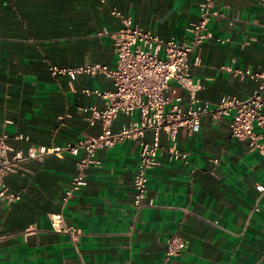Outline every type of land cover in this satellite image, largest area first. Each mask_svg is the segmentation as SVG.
<instances>
[{
    "label": "crops",
    "instance_id": "obj_1",
    "mask_svg": "<svg viewBox=\"0 0 264 264\" xmlns=\"http://www.w3.org/2000/svg\"><path fill=\"white\" fill-rule=\"evenodd\" d=\"M201 1L0 0V136H7L9 155L100 134L97 122L85 120L90 114L85 110L105 107L107 100L94 91L111 92L112 81L101 74L52 76L50 66L113 68L111 41L97 32L121 29L124 17L160 38L186 42ZM215 5L226 17L210 21L213 38L201 44L199 63L189 69L199 86L195 96L210 104L223 96L245 99L256 86L223 67L264 70L263 0H215ZM165 96L166 109L190 105L189 92L174 80ZM137 119V113L119 115L110 131ZM229 120L204 117L193 135L178 130L175 146L188 153L187 162L159 157L147 172L145 207L139 211L132 181L139 141L151 143V131L98 150L99 165L86 170V185L65 205L62 196L82 152L22 162L4 177L19 199L0 201V237H6L0 239V264H264V155L233 139ZM257 131L264 144V129ZM158 141L171 145L164 132ZM51 214H62L78 233L74 245L51 230ZM173 235L187 247L165 260V241Z\"/></svg>",
    "mask_w": 264,
    "mask_h": 264
},
{
    "label": "built area",
    "instance_id": "obj_2",
    "mask_svg": "<svg viewBox=\"0 0 264 264\" xmlns=\"http://www.w3.org/2000/svg\"><path fill=\"white\" fill-rule=\"evenodd\" d=\"M264 2V0H263ZM227 8V6H224ZM112 15L120 16L112 10ZM225 13L218 9L215 0H202L199 5L198 20L187 28L189 37L186 42L175 38L163 39L149 31L133 26L129 17L122 18L123 27L114 32L100 31L97 36H108L115 54V65L109 68L100 64H88L74 68L50 66L52 76H67L74 79L79 74H101L109 78L113 84L111 92L95 94L107 100L103 109L90 107L85 111L90 114L85 118L89 125L98 123L100 134L97 137L85 138L64 147H31L26 155L16 153L9 155L12 149L6 143V135L0 136V201L11 204L19 199L12 194L4 184V177L14 172L19 165L30 159L42 160L45 156H61L63 153L82 156L76 163L77 172L72 177L70 185L64 191L62 203L79 192L87 183L86 170L92 165H99L96 153L102 148H111L125 138H141L147 131L154 134L151 143L139 141V160L135 170L132 187L134 191L133 205L137 211L145 207L147 193V172L159 164V157L166 154L169 160L187 162L188 153L175 146L179 129H184L188 135L197 133L200 121L208 117L214 121L229 117L230 136L238 141H245L250 150H256L264 155L262 136L257 129H264V70L223 67V70L239 79H250L256 83L251 94L245 99L223 96L215 104L201 101L195 96L199 87L190 78L191 65L199 63L201 44L212 37L209 23L213 18H225ZM220 43L228 42V38L216 39ZM194 57L193 59H191ZM174 80L189 92L190 105L186 109L171 105L166 109V91ZM138 114V119L119 132L112 133L110 126L119 115L132 116ZM164 132L171 142L169 147L162 146L158 134ZM217 163V160H213ZM254 211H258L255 207ZM51 230L68 236L74 245L78 233L72 226L64 222L62 214L49 216ZM33 230H28L32 232ZM6 238L5 236L0 239ZM187 247V241L173 235L166 239L164 258L181 256Z\"/></svg>",
    "mask_w": 264,
    "mask_h": 264
}]
</instances>
